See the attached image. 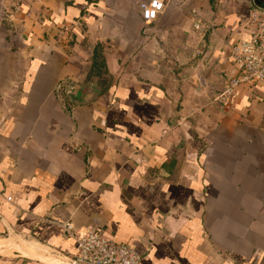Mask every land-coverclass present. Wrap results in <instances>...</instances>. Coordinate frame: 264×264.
Listing matches in <instances>:
<instances>
[{
    "label": "crops",
    "instance_id": "obj_1",
    "mask_svg": "<svg viewBox=\"0 0 264 264\" xmlns=\"http://www.w3.org/2000/svg\"><path fill=\"white\" fill-rule=\"evenodd\" d=\"M143 1L0 0V249L31 246L0 264H66V223L139 264H264V84L218 99L261 6L166 0L148 23Z\"/></svg>",
    "mask_w": 264,
    "mask_h": 264
},
{
    "label": "built area",
    "instance_id": "obj_2",
    "mask_svg": "<svg viewBox=\"0 0 264 264\" xmlns=\"http://www.w3.org/2000/svg\"><path fill=\"white\" fill-rule=\"evenodd\" d=\"M25 0H13V6L20 10ZM166 0H148L140 3L145 22H152L165 10ZM194 17L192 26L201 34L213 30L212 26L201 17ZM249 35L239 37L231 46V56L235 70L227 76L224 90L218 99L229 102L238 88L254 83L264 84V7H255L245 20ZM12 200V197H8ZM65 228L76 239L77 254L59 256L66 264H139L141 255L125 244L113 241L98 230L85 235L75 232L72 223Z\"/></svg>",
    "mask_w": 264,
    "mask_h": 264
},
{
    "label": "water",
    "instance_id": "obj_3",
    "mask_svg": "<svg viewBox=\"0 0 264 264\" xmlns=\"http://www.w3.org/2000/svg\"><path fill=\"white\" fill-rule=\"evenodd\" d=\"M256 4H258L259 6L263 7V4L260 2V0H254ZM98 78L96 80H94L89 86L88 88V101L89 100H93L94 98H96L102 91V88L98 85L97 82ZM79 85V82L77 81H71L70 84H68L67 86V90H66V94L67 96L70 98V100L77 102V103H82L84 102L83 100H80L76 95H75V89L76 87Z\"/></svg>",
    "mask_w": 264,
    "mask_h": 264
},
{
    "label": "rangeland",
    "instance_id": "obj_4",
    "mask_svg": "<svg viewBox=\"0 0 264 264\" xmlns=\"http://www.w3.org/2000/svg\"><path fill=\"white\" fill-rule=\"evenodd\" d=\"M20 244L27 246L26 248H28V250H31V246L27 245L26 243H21V241H19L17 243H15V242L6 243L5 248L0 249V251L3 252V253H13V250H14L13 248H19L18 246ZM47 251H48L47 253H49V254H51L53 256H56V257L62 256L61 254H59V252H55V251H52L50 249L47 250Z\"/></svg>",
    "mask_w": 264,
    "mask_h": 264
},
{
    "label": "trees",
    "instance_id": "obj_5",
    "mask_svg": "<svg viewBox=\"0 0 264 264\" xmlns=\"http://www.w3.org/2000/svg\"><path fill=\"white\" fill-rule=\"evenodd\" d=\"M97 49H98V51H100L101 47L98 46ZM96 61H97L98 63H102V62H103L101 56H99V55L97 56Z\"/></svg>",
    "mask_w": 264,
    "mask_h": 264
},
{
    "label": "flooded vegetation",
    "instance_id": "obj_6",
    "mask_svg": "<svg viewBox=\"0 0 264 264\" xmlns=\"http://www.w3.org/2000/svg\"><path fill=\"white\" fill-rule=\"evenodd\" d=\"M260 2H261L262 4H264V0H260Z\"/></svg>",
    "mask_w": 264,
    "mask_h": 264
}]
</instances>
